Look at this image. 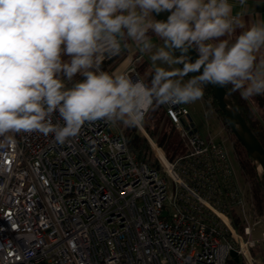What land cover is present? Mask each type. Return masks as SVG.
I'll use <instances>...</instances> for the list:
<instances>
[{
  "label": "built area",
  "instance_id": "1",
  "mask_svg": "<svg viewBox=\"0 0 264 264\" xmlns=\"http://www.w3.org/2000/svg\"><path fill=\"white\" fill-rule=\"evenodd\" d=\"M162 106L187 151L169 160L154 145L158 167L103 119L62 144L0 136V264H232L231 250L257 264L250 235L259 227L264 239V215L250 211L224 143L200 135L186 105Z\"/></svg>",
  "mask_w": 264,
  "mask_h": 264
},
{
  "label": "clouds",
  "instance_id": "2",
  "mask_svg": "<svg viewBox=\"0 0 264 264\" xmlns=\"http://www.w3.org/2000/svg\"><path fill=\"white\" fill-rule=\"evenodd\" d=\"M233 7L229 0H0V136L51 134L62 144L86 122L139 126L154 106L202 99L208 84L264 95V19L246 26ZM162 12L170 15L156 19ZM129 42L149 54L150 82L102 69ZM190 73L198 75L185 80Z\"/></svg>",
  "mask_w": 264,
  "mask_h": 264
},
{
  "label": "trees",
  "instance_id": "3",
  "mask_svg": "<svg viewBox=\"0 0 264 264\" xmlns=\"http://www.w3.org/2000/svg\"><path fill=\"white\" fill-rule=\"evenodd\" d=\"M174 54L176 56H180L181 52L177 50L174 52ZM123 57H124L123 52H121L117 56L106 58L102 64V69L104 71L111 73L110 72L111 68L116 64V61L120 62ZM108 65L111 66L108 67ZM179 67H182V65H179ZM194 75H198V73H190L189 76H187V78L189 79L191 76ZM76 79H79V77H77ZM224 88L226 89L227 93L230 95L234 105L237 107L239 112L246 120L252 132L255 134V136L258 138L261 144L264 145V124H262L261 121L256 117L253 109L249 106L246 99L241 95L240 91H233L230 85L224 86ZM203 98L205 101L206 99H208L212 103L216 111L220 114L225 124L227 125L223 114L218 109L217 104L211 95L209 85L204 86ZM149 116H150L149 121L144 124V129L146 130L148 135L152 139H154V142L157 145H159L161 148H163V150H165L166 157L169 160H174L178 156L183 155L187 151V148L183 147L184 140L180 137L177 128L168 118L164 110V107L162 105L154 106L149 111ZM166 118L171 123V125L174 126V128L177 130V136H175L176 132L173 131L175 130L173 127L168 132L165 129V126L162 125L163 123H165ZM122 131L125 135L129 150L133 154H135L138 160L143 161L153 167L159 166L157 157L154 154L151 144L149 143L148 139L141 133V131L137 126L124 125ZM233 137H234V146L237 153L236 159L238 165L240 169L243 171L246 179L250 181L251 189L248 187V190L251 194V199L255 206L254 208L258 215H264V187L261 186L255 168L251 163V159L249 158L245 149L240 144V142L235 138L234 135ZM230 214H231L230 215L231 219L237 228V231L239 233H242L239 216L237 215L236 211L233 208L231 209ZM261 257H264V254H261ZM231 262L232 264H236V263L241 264L234 259H231Z\"/></svg>",
  "mask_w": 264,
  "mask_h": 264
},
{
  "label": "rangeland",
  "instance_id": "4",
  "mask_svg": "<svg viewBox=\"0 0 264 264\" xmlns=\"http://www.w3.org/2000/svg\"><path fill=\"white\" fill-rule=\"evenodd\" d=\"M163 43L164 42L161 41L157 45L159 46V45H162ZM131 45L134 46V44H131ZM142 58L144 60H146L148 63H151V61L149 59V54H143ZM128 61H129L128 58L124 56L120 62L116 61V64L111 68L110 72L111 73L112 72H128L131 76L133 74L137 73L140 79L145 80V82H149L146 79L144 70L142 68V64L139 65L140 61L135 60L133 62V64H131L132 62H129L130 63L129 64ZM110 66L108 65V67H110ZM178 66L179 65L177 64V65H174L173 67L178 68ZM185 80H187L186 77H185ZM186 105L188 107V110L190 111V116H191V119H192L191 121H193L192 123L196 125V127L198 129V133L200 135H202L204 137H207V135H208V132H207L208 131V127H209V125L213 124L214 123L213 121L215 120L216 124L219 127V129H221L222 132L229 137V140H230L232 145L230 144V142L226 143V145H225L226 149H227L226 153H228L227 156L233 162L234 170L237 173L236 180H237V183H238L239 187L244 191L245 196L247 198H250L249 199V202L251 203L250 204V206H251L250 211L253 212V208L255 206H254V203H253V201L251 199V194H250V192L248 190V187L251 189L250 181H248L246 179L243 171L240 169V167L238 165L237 159H235V158H237V153H236V149H235V146H234V137L232 135L231 130L227 127V125L225 124L223 118L216 111V109L214 108V106L212 105V103L208 99H206V101H205L204 98L202 97V99H200V100H198V101H196L194 103H190V104H186ZM149 118H150V116H149V112H148L147 115L145 116V119H144L143 123L141 124V127L143 128L144 131H142L140 129L139 130L148 139V141L151 144V147H152V149L154 151V154L156 156V153H155V150H154V145H157V144L154 142V139H152L148 135L146 130L144 129V124L149 121ZM116 124H118L121 128H123V126H124V124L120 123V122H117ZM162 125L165 126V129L168 132L171 130L172 127L174 128V126L171 125V123L167 120V118H166L165 123H163ZM177 130L176 129L173 130L174 132H176L175 136H177ZM157 146L160 147L159 145H157ZM183 147L187 148V145H186L185 141H184ZM162 150H163V148H162ZM163 151L165 153V150H163ZM167 183H168V191H169V190H171L174 187L173 178L171 176L167 177ZM248 214H250V213H247V218H248V221L250 222V221H252V216H250ZM250 237L252 239H256L257 240L256 245L253 247L254 249L253 248L250 249V254L253 257L254 262L257 263V264H264V257H261V254H264V239H262V237L259 234V227H254L253 228V231H252Z\"/></svg>",
  "mask_w": 264,
  "mask_h": 264
},
{
  "label": "water",
  "instance_id": "5",
  "mask_svg": "<svg viewBox=\"0 0 264 264\" xmlns=\"http://www.w3.org/2000/svg\"><path fill=\"white\" fill-rule=\"evenodd\" d=\"M168 15H170L169 12H162L156 16V19L166 20ZM188 55H190L193 60L197 58V53L194 50H189ZM132 76L135 78L138 76V74L135 73ZM208 85L218 109L223 114L224 119L232 134L240 142L249 158L251 159V163L255 168L261 186L264 187V145L261 144L255 134L252 132L246 120L234 105L226 89L224 87L213 84ZM259 166L261 170H259ZM230 255L234 258V260H238V256L235 250H231Z\"/></svg>",
  "mask_w": 264,
  "mask_h": 264
},
{
  "label": "crops",
  "instance_id": "6",
  "mask_svg": "<svg viewBox=\"0 0 264 264\" xmlns=\"http://www.w3.org/2000/svg\"><path fill=\"white\" fill-rule=\"evenodd\" d=\"M229 2L234 5L233 15H240L242 21L245 23L246 26H248L250 24V22L253 20L264 19V0H247L246 4L243 6L239 4L238 0H229ZM236 34L237 35L239 34V30H237ZM150 35L152 36V40H153L154 44L157 45L159 42L162 41L161 39L157 38L156 36L152 35L151 33H150ZM226 38H228V37H223L221 39H226ZM231 39L234 41L235 36L231 37ZM129 44H130V46L128 48L122 50L123 55L128 58V60H129L128 63L132 62L131 64H133V62L135 60L140 61L139 65L142 64V68L144 70L146 79L150 82L151 76L153 74L152 65H150L151 63H148L146 60H144L142 58L143 54L138 52V49L136 48L135 45L132 46L131 42H129ZM178 68H180V67L178 66ZM244 98L246 99L249 106L253 109L256 117L261 121L262 124H264V95H255V96H249V97H244ZM184 105H186V104H184ZM189 118L191 119L190 111H189ZM213 122H214L213 124L209 125L207 132H208V134L214 136L215 139L221 140L225 146L227 142H230L229 137L226 134H224L221 129H219L215 120ZM194 127L198 131L195 124H194ZM230 144H231V142H230ZM225 148H226V146H225ZM228 159H229V157H228ZM229 161H230V164L232 165V167L234 168L232 160L229 159ZM234 172H235V170H234ZM235 177H237L236 172H235Z\"/></svg>",
  "mask_w": 264,
  "mask_h": 264
},
{
  "label": "bare ground",
  "instance_id": "7",
  "mask_svg": "<svg viewBox=\"0 0 264 264\" xmlns=\"http://www.w3.org/2000/svg\"><path fill=\"white\" fill-rule=\"evenodd\" d=\"M259 170H261L260 166H259Z\"/></svg>",
  "mask_w": 264,
  "mask_h": 264
}]
</instances>
